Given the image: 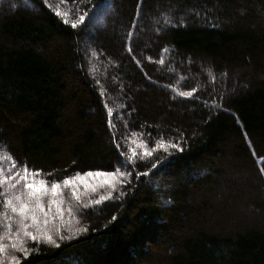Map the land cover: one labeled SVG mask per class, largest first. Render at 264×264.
I'll list each match as a JSON object with an SVG mask.
<instances>
[{
	"label": "trees",
	"instance_id": "1",
	"mask_svg": "<svg viewBox=\"0 0 264 264\" xmlns=\"http://www.w3.org/2000/svg\"><path fill=\"white\" fill-rule=\"evenodd\" d=\"M29 4L0 0L3 175H131L20 264H264V0Z\"/></svg>",
	"mask_w": 264,
	"mask_h": 264
},
{
	"label": "snow or ice",
	"instance_id": "2",
	"mask_svg": "<svg viewBox=\"0 0 264 264\" xmlns=\"http://www.w3.org/2000/svg\"><path fill=\"white\" fill-rule=\"evenodd\" d=\"M25 5L31 7L29 0H23ZM99 7V5H97ZM57 16L60 15L59 12L56 13ZM86 15V14H85ZM85 15H80L78 20L72 23V28H77L78 25H84L86 29L88 26L85 24ZM64 23H68L67 20ZM84 30V29H82ZM130 38V34H129ZM127 51L131 53L132 49L130 46H127ZM183 96H191V92H181ZM109 114H112V109H108ZM163 147L164 145H159ZM117 148L120 147V144L117 143ZM133 155H135V150L133 149ZM145 155H150L149 152H145ZM128 159H131L129 157ZM155 163L152 164V168H156ZM22 171H11L10 175H3V168L0 167V196L3 197L2 204L7 206V210L11 213V216H8V223L4 226L6 231L3 234H0V264H4V258L8 257L11 261V264H20V261L15 255V253H22L25 257L29 253L27 244L29 241L38 243L41 240L46 241L50 244H56V240L53 239L51 234L43 232L41 230V220L38 214H43L44 217L48 216V213L44 210V199L51 195V203L56 205L57 212H60V202L56 199L57 196L61 194V183L51 182L50 187L48 186V181L45 179H39L37 181L36 177L40 175L39 170H34L31 172L26 165L21 166ZM12 169H16V164L13 161ZM148 173H142V175H147ZM131 175V173H123L118 169L116 172H101L89 171L80 176L78 173L75 177H67L62 181L63 186H72L73 195L75 193V182L77 180L83 181L86 177H103L101 181L102 184H109L113 188L115 187L114 180L117 176H126ZM89 187V185H85ZM93 191L95 187L92 186ZM111 193H109L110 195ZM107 197H101L100 200L106 199ZM76 199L79 200V196H76ZM100 200L95 201V203H100ZM71 211V209H69ZM115 219V217H113ZM12 220H15V228H13ZM30 222V223H29ZM48 220L44 219L43 224L47 225ZM86 231V229H84ZM59 239H65L64 236H59ZM71 239V237H68ZM5 240L8 242L6 243ZM59 246V245H57Z\"/></svg>",
	"mask_w": 264,
	"mask_h": 264
},
{
	"label": "rangeland",
	"instance_id": "3",
	"mask_svg": "<svg viewBox=\"0 0 264 264\" xmlns=\"http://www.w3.org/2000/svg\"><path fill=\"white\" fill-rule=\"evenodd\" d=\"M21 5L25 7H29L23 3V0H20ZM113 14V8L110 3L105 1L103 4L97 8L93 15L89 26L88 31L90 32L92 28L100 27L110 15ZM88 50V47L85 46V52ZM217 79L216 81H218ZM12 168V164L9 165ZM83 177V176H82ZM105 179L103 177H86L83 181L77 180L75 182V193L73 195V187L72 186H63L61 185V194L56 197V199L60 202V212H57L56 205L52 204L50 201L52 199L49 194L43 201L44 210L48 213L47 217H44L43 214H38L41 220V230L52 236H58L62 231L68 229L70 223L74 222L76 219V212L80 207H89L93 204V197L96 196V193L101 192L103 190H107L108 188H113L109 184H102L101 181ZM122 182V176H117L114 180L115 187H118ZM85 185H89L86 187ZM92 186L95 187V191H93ZM79 196V200L76 199V196ZM92 198L91 200H89ZM89 202V205H87ZM71 209V211H69ZM8 211V210H7ZM9 212V211H8ZM7 219V218H6ZM47 219V225L43 224V220ZM30 223V222H29ZM7 243V240H5ZM47 243V242H45ZM8 257L4 258V261ZM5 264V263H4Z\"/></svg>",
	"mask_w": 264,
	"mask_h": 264
}]
</instances>
